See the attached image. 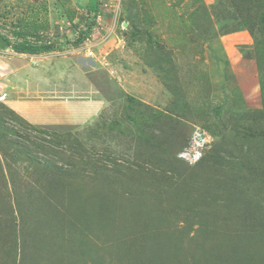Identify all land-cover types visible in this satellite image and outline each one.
Instances as JSON below:
<instances>
[{
	"label": "rangeland",
	"instance_id": "1",
	"mask_svg": "<svg viewBox=\"0 0 264 264\" xmlns=\"http://www.w3.org/2000/svg\"><path fill=\"white\" fill-rule=\"evenodd\" d=\"M98 2L76 44L92 0H0L1 36L56 46L0 38V85L27 89L0 90V264H264V0ZM48 70L55 108L73 91L102 109L27 126L15 108ZM46 165L71 170L52 180Z\"/></svg>",
	"mask_w": 264,
	"mask_h": 264
},
{
	"label": "crops",
	"instance_id": "2",
	"mask_svg": "<svg viewBox=\"0 0 264 264\" xmlns=\"http://www.w3.org/2000/svg\"><path fill=\"white\" fill-rule=\"evenodd\" d=\"M11 72H13V70ZM15 72H17V71L15 70ZM48 73H49L48 77L43 75V74H41L37 77L39 82L34 83V87H33V88L37 89L35 94H33L31 97H27V99H25L28 102V108L30 111L25 112L23 110V108H20V107L15 108L19 112V114H21V116H23L26 120L28 119L29 122H31L33 124H42V125L56 124L58 122L66 120V119H61V118H68V119L72 118V113L75 112V108L77 105L78 106L81 104L82 105H92L93 108L98 107V109H102V106H103L102 102L100 100H98L97 97H95V96L89 97V98L87 96L82 97L79 94H74L73 91L67 92V94L65 93V95H67L70 102H61L60 104L63 106L55 108L56 105L58 104L57 100H59L61 98L60 97L61 95L59 93L57 95L53 94V92H52L53 88H54L53 85H54L55 81H57V82L60 81L61 74L55 76L56 73L52 70H48ZM11 74H13V73H11ZM8 77L9 76H6L5 79L8 80ZM63 81L64 80H62V84H63ZM19 85L20 84L15 85L11 81H9L8 84H4V82H1L0 90L2 93H7V94H12L13 90H16V91L21 90L22 92L27 90V89L23 88V86H20V89H18V88L14 89L13 86H19ZM43 85L45 86V91H41L39 88V86H43ZM72 87L74 88L75 86H72ZM76 88H77V85H76ZM47 90L49 92H46ZM25 93H29V92H25ZM25 93H22V94L18 93V95H22L23 96L22 98L24 99V96L26 95ZM15 94H17V93H15ZM56 96H59V98ZM9 101H12V104H16L19 101H21V98H14L13 100H9ZM65 105L70 106V109ZM47 107H50V109L53 111H51L50 109H47ZM65 108L67 109V111H65ZM56 109H58L59 111H62V114L60 117H55L53 115L52 112H55Z\"/></svg>",
	"mask_w": 264,
	"mask_h": 264
},
{
	"label": "trees",
	"instance_id": "3",
	"mask_svg": "<svg viewBox=\"0 0 264 264\" xmlns=\"http://www.w3.org/2000/svg\"><path fill=\"white\" fill-rule=\"evenodd\" d=\"M254 0H239V2L241 4H247L248 6L250 4H252ZM92 3H93V7L89 9V12L91 13V17L88 19V26H87V30L84 31L77 39L76 41V44H81V42H83L91 33V30L93 29V26L96 22V17L98 16L97 14L98 13V10H99V2L98 0H92ZM129 15V14H128ZM147 18H148V15H145ZM262 21H264V14L262 15ZM246 22H249L248 19L246 20ZM134 33V32H133ZM139 33V31H136L135 35L133 36H138L137 34ZM0 38H2L4 40V42L6 43V45L8 47H11L13 50L19 52V53H29V54H34V53H42V52H47V51H53L56 46L53 45V44H44V45H40V46H37V45H32L30 43H27L26 41H23V42H20V43H16V44H13L10 39L6 38V37H3L0 35ZM78 46V45H77ZM263 51H264V47H263ZM262 66H264V64H262ZM262 88L264 89V83L262 84ZM131 98H133L132 96H130ZM5 106V105H4ZM5 109L8 110L9 108L7 106H5ZM11 112L15 113V114H18L16 113L12 108L10 109ZM19 115V114H18ZM159 115H163L162 112H159ZM21 116V115H20ZM11 117H14V118H18L17 115H14L11 116ZM156 116H152L151 115V119H154ZM20 119V118H19ZM24 120H22V122H24L27 126H31V127H34L33 123L29 122L28 120H26L25 118H22ZM21 120V119H20ZM0 134L4 133L5 130H6V127H5V121H4V118L0 115ZM137 126H139L137 124ZM139 129L141 131V138H146L147 140H150V135H151V132H144V130L142 128H140L139 126ZM13 132H15V134H17V131L13 130ZM19 134V133H18ZM17 134V135H18ZM217 134V133H216ZM19 136V135H18ZM21 137V136H20ZM15 142V144L17 146H20V142L21 140L20 139H16V140H12ZM217 150H215L216 152ZM215 155L217 156L218 154L215 153ZM46 169L49 170V176L51 177L52 180H58L59 177H62L64 174L68 173V170L70 171L71 169L69 167H63V166H59V165H55V166H51L49 168V165H46ZM28 190V189H27ZM35 192L39 193L38 189L35 190ZM32 191L30 192L29 190L27 191V194L30 198L33 199V196H32ZM35 200H33L34 202ZM29 211L24 207L23 209H21V214L23 217H26L28 215ZM76 219H78V221L81 219H83V222H84V219L85 218V214L83 213H80V218L79 217H75ZM88 222V221H87ZM36 224V223H34ZM24 225L23 229L20 230V235H21V240L22 242L24 243L23 246L26 249H28V245L30 243L31 248H30V245H29V251L30 250H34L37 252V255H39V253L43 250L44 248V244H41V243H33L34 240L30 241L29 238H28V234L27 232L29 233V226H30V223L29 222H24L22 223V226ZM13 232V231H12ZM11 234V233H10ZM41 249V250H40ZM39 250V251H38ZM50 250V249H49ZM28 251V253H29ZM26 252V251H25ZM23 253H24V249H23ZM25 260V258H24ZM23 260V261H24Z\"/></svg>",
	"mask_w": 264,
	"mask_h": 264
},
{
	"label": "built area",
	"instance_id": "4",
	"mask_svg": "<svg viewBox=\"0 0 264 264\" xmlns=\"http://www.w3.org/2000/svg\"><path fill=\"white\" fill-rule=\"evenodd\" d=\"M91 35V34H90ZM89 35V36H90ZM87 37L85 40L86 41H88L89 40V38H91V37ZM87 48V51L89 52V54L90 55H93L94 53H93V51L94 50H92V47L91 46H86ZM82 48V47H81ZM194 142H195V144H193L191 147H193V148H191V149H189V150H185L184 152V154H185V156L188 158V159H191L193 162H195V161H197V159L198 158H200V156H196V153L197 152H199V151H201V144H200V140L199 139H196V140H194ZM193 155H195V158H193Z\"/></svg>",
	"mask_w": 264,
	"mask_h": 264
},
{
	"label": "clouds",
	"instance_id": "5",
	"mask_svg": "<svg viewBox=\"0 0 264 264\" xmlns=\"http://www.w3.org/2000/svg\"><path fill=\"white\" fill-rule=\"evenodd\" d=\"M199 152L201 153V151H199ZM199 152H197L196 155L202 157Z\"/></svg>",
	"mask_w": 264,
	"mask_h": 264
}]
</instances>
